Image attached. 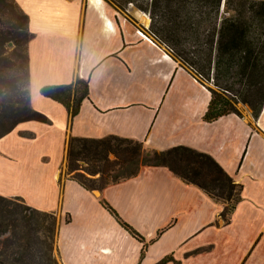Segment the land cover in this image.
<instances>
[{"label":"crops","instance_id":"obj_1","mask_svg":"<svg viewBox=\"0 0 264 264\" xmlns=\"http://www.w3.org/2000/svg\"><path fill=\"white\" fill-rule=\"evenodd\" d=\"M16 2L34 34L31 106L49 123L22 122L0 139V195L57 216L59 262L156 264L172 256L177 264H264V107L257 120L249 111L205 122L210 91L137 27L140 12L129 9L132 22L104 0ZM77 77L89 81V98L70 121L41 89ZM112 135L157 151L187 146L212 156L244 187L230 223L222 203L166 167L144 166L99 194L83 188L64 170L70 138ZM51 154L60 155L58 167L41 168ZM101 199L144 238L142 262L144 243Z\"/></svg>","mask_w":264,"mask_h":264},{"label":"trees","instance_id":"obj_2","mask_svg":"<svg viewBox=\"0 0 264 264\" xmlns=\"http://www.w3.org/2000/svg\"><path fill=\"white\" fill-rule=\"evenodd\" d=\"M139 8L151 15L149 37L166 47L210 91L205 122L242 116L239 104L249 106L258 119L264 107V1L151 0L149 6ZM29 21L16 0H0V139L22 122L49 123L31 106L28 45L34 34ZM41 94L63 105L72 121L89 98V81L77 77L71 84L44 86ZM144 166L166 167L222 203L226 224L242 200L243 185L212 156L193 148L157 151L144 142L114 135L71 137L68 142L67 174L86 190L102 191L136 177ZM101 203L144 243L142 262L148 248L144 238L105 200ZM58 227L54 213L33 208L22 197L0 195V264H60L54 256ZM171 262L177 264L168 256L156 264Z\"/></svg>","mask_w":264,"mask_h":264},{"label":"rangeland","instance_id":"obj_3","mask_svg":"<svg viewBox=\"0 0 264 264\" xmlns=\"http://www.w3.org/2000/svg\"><path fill=\"white\" fill-rule=\"evenodd\" d=\"M109 1V5L116 8L118 11H120L124 17H126V19L130 20L133 22V17L131 12L129 11V9H131V11H136V12H140L141 16L145 17L146 20H143V22L137 21L139 29H142V31H145L148 33V30L151 26V15L149 12H145L143 10H141L139 8V6L144 5V6H149L151 0H108ZM144 19V18H143ZM144 21H147L144 23ZM141 27V28H140ZM147 35V34H146ZM149 37V35H148ZM169 51V50H168ZM170 52V51H169ZM239 110L241 111V113H246L251 111V108L249 106L246 105H242L239 104L238 105ZM48 161L43 162L41 164V168H57L60 161H61V157L59 154L56 155H48ZM112 159L114 158L113 156L111 157ZM82 165H86L84 162H81ZM67 172V169H64ZM54 256L55 258L59 261L58 259V255H57V250H55L54 252ZM60 263V262H59ZM61 264V263H60Z\"/></svg>","mask_w":264,"mask_h":264},{"label":"water","instance_id":"obj_4","mask_svg":"<svg viewBox=\"0 0 264 264\" xmlns=\"http://www.w3.org/2000/svg\"><path fill=\"white\" fill-rule=\"evenodd\" d=\"M11 45H12V44H11ZM95 193H96V194H99L100 192H99L98 190H95Z\"/></svg>","mask_w":264,"mask_h":264},{"label":"bare ground","instance_id":"obj_5","mask_svg":"<svg viewBox=\"0 0 264 264\" xmlns=\"http://www.w3.org/2000/svg\"><path fill=\"white\" fill-rule=\"evenodd\" d=\"M143 18H144V19H142V20H146L145 17H143ZM144 22H146V21H144Z\"/></svg>","mask_w":264,"mask_h":264}]
</instances>
